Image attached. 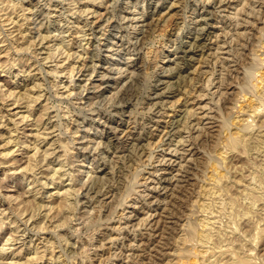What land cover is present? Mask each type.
I'll use <instances>...</instances> for the list:
<instances>
[{
  "label": "rangeland",
  "instance_id": "obj_1",
  "mask_svg": "<svg viewBox=\"0 0 264 264\" xmlns=\"http://www.w3.org/2000/svg\"><path fill=\"white\" fill-rule=\"evenodd\" d=\"M261 59L264 0H0V264H264Z\"/></svg>",
  "mask_w": 264,
  "mask_h": 264
},
{
  "label": "bare ground",
  "instance_id": "obj_2",
  "mask_svg": "<svg viewBox=\"0 0 264 264\" xmlns=\"http://www.w3.org/2000/svg\"><path fill=\"white\" fill-rule=\"evenodd\" d=\"M39 1H40V0H39ZM95 1H96V0H95ZM82 2H83V1H82ZM104 2H105V1H104ZM94 3H95V2H94ZM111 3H112V2H111ZM146 3H147V2H146ZM199 3H201V2H199ZM108 4H109V3H108ZM174 4H175V3H174ZM37 6H38V5H37ZM37 6H36V7H37ZM108 7H109V6H108ZM108 7H107V8H108ZM114 7H115V6H114ZM54 8H55V7H54ZM194 8H195V7H194ZM23 9H24V8H23ZM82 10H83V9H82ZM155 10H156V8H155ZM23 11H24V10H23ZM25 11H26V10H25ZM62 11H63V10H62ZM54 12H55V11H54ZM86 13H87V12H86ZM102 13H103V12H102ZM27 14H28V13H27ZM36 14H37V11H36ZM38 14H39V13H38ZM117 14H118V13H117ZM24 15H25V14H24ZM58 15H59V14H58ZM145 15H146V13H145ZM28 16H29V15H28ZM44 16H45V15H44ZM63 16H64V15H63ZM124 16H125V15H124ZM61 17H62V16H61ZM87 17H88V16H87ZM142 17H144V16L142 15ZM40 18H41V17H40ZM203 18H204V17H203ZM197 19H198V18H197ZM197 19H196V20H197ZM205 19H207V18H205ZM205 19H204V20H205ZM120 20H121V19H120ZM125 20H126V19H125ZM131 20H132V19H131ZM134 20H135V19H134ZM199 20H200V19H199ZM9 21H10V20H9ZM26 21H27V20H26ZM28 21H29V20H28ZM36 21H37V20H36ZM36 21H35V22H36ZM44 21H45V20H44ZM50 21H51V20H50ZM88 21H89V20H88ZM94 21H95V25H96V21H97V20L95 19ZM129 21H130V20H129ZM10 22H11V21H10ZM13 22H14V21H13ZM107 22H108V21H107ZM107 22H106V23H107ZM118 23H119V22H118ZM145 23H146V22H145ZM13 24H15V22H14ZM42 24H43V23H42ZM125 24H126V23H125ZM135 24H136V23H135ZM43 25H44V24H43ZM43 25H41V26H43ZM47 25H48V24H47ZM80 25H81V24H80ZM92 25H93V24H92ZM118 25H119V24H118ZM126 25H127V24H126ZM148 25H149V24H148ZM148 25H147V26H148ZM187 25H188V24H187ZM19 26H20V25H19ZM34 26H35V25H34ZM39 26H40V25H39ZM88 26H89V25H88ZM22 27H23V26H22ZM37 27H38V26H37ZM72 27H73V26H72ZM78 27H79V26H78ZM78 27H77V29H78ZM103 27H104V26H103ZM129 27H130V26H129ZM133 27H134V26H133ZM200 27H201V26H200ZM93 28H94V27H93ZM104 28H105V27H104ZM115 28H116V27H115ZM119 28H120V27H119ZM135 28H136V27H135ZM142 28H143V27H142ZM202 28H203V27H202ZM40 29H41V28H40ZM81 29H82V28H81ZM90 29H92V28H90ZM94 29H95V28H94ZM97 29H98V28H97ZM100 29L102 30V28H100ZM46 30H47V29H46ZM60 30H61V29H60ZM67 30H68V29H67ZM92 30H93V29H92ZM145 30H146V29H145ZM18 31H19V30H18ZM200 31H201V30H200ZM204 31H205V30H204ZM68 32H69V31H68ZM88 32H89V31H88ZM98 32H99V31H98ZM197 32H199V31H197ZM9 33H10V32H9ZM20 33H21V32H20ZM25 33H26V32H25ZM25 33H24V34H25ZM40 33H41V32H40ZM49 33H50V32H49ZM113 33H114V32H113ZM26 34H28V33H26ZM47 34H48V33H47ZM119 34H120V33H119ZM130 34H131V33H130ZM41 35H42V34H41ZM45 35H46V34H45ZM89 35H90V34H89ZM89 35H88V36H89ZM197 35H198V34H197ZM197 35H196V36H197ZM200 35H201V34H200ZM47 36H49V35H47ZM51 36H52V35H51ZM88 36H87V37H88ZM92 36H93V35H92ZM40 37H41V36H40ZM43 37H44V36H43ZM45 37H46V36H45ZM49 37H50V36H49ZM103 37H104V36H103ZM135 37H136V36H135ZM143 37H144V36H143ZM199 37H200V36H199ZM201 37H202V36H201ZM46 39H47V38H46ZM56 39H57V38H56ZM58 39H59V37H58ZM197 39H199V38H197ZM43 40H44V39H43ZM43 40H42V41H43ZM120 41H121V40H120ZM65 42H66V41H65ZM121 43H123V42H121ZM192 43H193V42H192ZM197 43H198V42H197ZM40 45H41V44H40ZM43 45H44V44H43ZM73 45H74V44H73ZM48 46H49V45H48ZM59 46H61V45H59ZM97 46H98V45H97ZM59 48H60V47H59ZM81 48H82V47H81ZM104 48H107V47H104ZM7 49H8V48H7ZM23 49H24V48H23ZM44 49H45V48H44ZM65 49H66V48H65ZM65 49H64V50H65ZM109 49H110V48H109ZM49 50H50V49H49ZM230 50H231V49H230ZM54 51H55V50H54ZM66 51H67V50H66ZM73 51H74V50H73ZM78 51H79V50H78ZM19 52H20V51H19ZM114 53H115V52H114ZM184 53H186V52H184ZM56 54H57V53H56ZM59 54H61V53H59ZM65 54H66V53H65ZM53 55H54V53H53ZM71 55H72V54H71ZM135 55H136V54H135ZM55 56H56V55H55ZM74 56H75V55H74ZM79 56H81V55H79ZM82 56H83V55H82ZM115 56H116V55H115ZM49 57H50V56H49ZM50 58H51V57H50ZM54 58H55V57H54ZM58 58H59V57H58ZM82 58H83V57H82ZM123 58H124V57H123ZM48 59H49V58H48ZM48 59H47V60H48ZM67 59H68V58H67ZM73 59H74V58H73ZM94 59H95V58H94ZM63 60H64V59H63ZM261 60H263L262 64L264 65V59H261ZM64 62H65V61H64ZM93 62H94V61H93ZM65 63H66V62H65ZM70 63H71V62H70ZM123 63H124V62H123ZM61 64H62V63H61ZM57 65H58V63H57ZM62 65H63V64H62ZM100 65H101V64H100ZM208 65H209V64H208ZM119 66H120V65H119ZM55 67H56V66H55ZM121 67H122V66H121ZM215 67H216V66H215ZM115 68H116V67H115ZM115 68H114V69H115ZM8 69H9V67H8ZM73 69H74V68H73ZM73 69H72V70H73ZM248 69H249V68H248ZM257 69H258V68H257ZM54 70H55V69H54ZM111 70H112V69H111ZM135 70H136V69H135ZM164 70H165V69H164ZM93 71H94V70H93ZM112 71H113V70H112ZM116 71H117V70H116ZM118 71H119V70H118ZM245 71H246V70H245ZM70 72H72V71H70ZM75 72H76V71H75ZM81 72H82V70H81ZM81 72H80V73H81ZM86 72H87V71H86ZM95 72H96V71H95ZM106 72H107V71H106ZM248 72H249V71H248ZM121 73H122V72H121ZM249 73H250V72H249ZM255 73H256V72H255ZM263 73H264L263 70H262V72L259 70V71H258V74H259L260 77L258 78V80H256V81H258V83L256 82V83H257L256 85H258V86H257V89H256V93H257L259 96H261L262 93H264V89L262 90V88H263V86H264V85H263V84H264V76H263ZM57 74H58V73H57ZM258 74H257V75H258ZM134 75H135V73H134ZM138 75H140V74H138ZM136 76H137V74H136ZM180 77H181V76H180ZM244 77H245V75H244ZM244 77H243V78H244ZM254 77L256 78V76H254ZM198 78H199V77H198ZM72 79H73V78H72ZM119 79H120V78H119ZM184 79H185V78H184ZM256 79H257V78H256ZM90 80H91V79H90ZM131 80H132V79H131ZM161 80H162V79H161ZM243 80H244V79H243ZM253 80H254V79H253ZM253 80H250V82H251V81L253 82ZM119 81H120V80H119ZM132 81H133V80H132ZM244 81H245V80H244ZM129 83H130V82H129ZM253 83H255V81H254ZM97 84H98V83H97ZM107 84H108V83H107ZM132 84H133V82H132ZM138 84H139V83H138ZM246 84H247V81H246ZM4 85H6V84H4ZM36 85H37V84H36ZM80 85H81V84H80ZM82 85H83V84H82ZM94 85H95V84H94ZM103 85H104V84H103ZM114 85H115V84H114ZM156 85H157V84H156ZM247 85H248V84H247ZM256 85H255V86H256ZM262 85H263V86H262ZM175 86H176V85H175ZM207 86H208V85H207ZM33 87H34V86H33ZM36 87H37V86H36ZM128 87H129V86H128ZM0 88H3L2 85H0ZM120 88H121V87H120ZM81 89H82V87H81ZM85 89H86V88H85ZM94 89H95V88H94ZM98 89H99V88H98ZM123 89H124V88H123ZM125 89L128 90L127 88H125ZM1 90H2V89H1ZM30 90H31V89H30ZM89 90H90V88H89ZM89 90H88V91H89ZM116 90H117V89H116ZM120 90H121V89H120ZM247 90H248V89H247ZM2 91H4V90H2ZM2 91H0V92H2ZM15 91H16V90H15ZM17 91H18V90H17ZM72 91H73V90H72ZM221 91H222V90H221ZM227 91H228V90H227ZM5 92H6V91H5ZM9 92H10V91H9ZM126 93H127V92H126ZM3 94H4V92H3ZM6 94H7V93H6ZM8 94H9V96H13V95H14V92L11 91V92L8 93ZM27 94H28V93H27ZM156 94H157V93H156ZM222 94H223V93H222ZM1 95H2V94H1ZM19 95H21V94H19ZM25 95H26V94H25ZM25 95H24V96H25ZM61 95H62V94H61ZM253 95H254V94H253ZM17 96H18V95H17ZM27 96H28V95H27ZM95 96H96V95H95ZM157 96H158V95H157ZM18 97H19V96H18ZM21 97H22V96H21ZM30 97H31V96H30ZM102 97H104V96H102ZM124 97H125V96H124ZM243 97H244V96H243ZM246 97H247V96H246ZM5 98H6V96H5ZM23 98H24V97H23ZM122 98H123V96H122ZM24 99H27V98H24ZM39 99H40V98H39ZM105 99H106V98H105ZM108 99H109V98H108ZM132 99H133V98H132ZM242 99H243V98H242ZM263 99H264V98H262V99H258V98H257L256 100H257V101H258V100H262V101H264ZM94 100H95V99H94ZM244 100L247 102L248 100H250V98L248 99V97H247V98H244ZM19 101H20V100H19ZM19 101H18V99H17V100H15V101H13V103H14L15 105L17 104V106H19V105H18V104H20ZM21 101H22V100H21ZM105 101H106V100H105ZM107 101H108V100H107ZM245 101H244V102H245ZM31 102H33V101H32V98H30L29 105L27 106V110H28V112H30V107H31V105H33V104H31ZM99 102H101V101H99ZM99 102H98V103H99ZM242 102H243V101H242ZM251 102H253V103L256 102L255 99L253 98V96H252V99L248 102L249 104H248V103H246V104H248V106H249V108H248L249 111H250V112H249V113H250L249 115H250L251 117H255V118H256V117L259 116L262 112H264V111H263V110H264V103H262V102H258V103H257V102H256V104H255V103H254V104H253V103L251 104ZM23 103H24V102H23ZM155 103H156V102H155ZM15 105H14V106H15ZM22 105H23V104H22ZM155 106H156V105H155ZM240 107H241V106H240ZM245 107H246V105H243L242 109L244 108V110H245V109H246ZM46 109H47V108H46ZM116 109H117V108H116ZM247 111H248V110H247ZM6 112H7V111H6ZM117 112H118V111H117ZM117 112H116V113H117ZM247 113H248V112H247ZM23 114H24V113H23ZM23 114H20V115H23ZM108 114H109V113H108ZM27 116H28V115H24V118H26ZM247 116H248V114H247ZM250 116H249L250 119H249V118H248V119H249V120H252ZM2 117H3V116H2ZM43 117H44V116H43ZM45 117H46V116H45ZM121 117H122V116H121ZM243 117H244V116H243ZM28 118H29V117H28ZM50 118H51V117H50ZM255 118H254V120H255ZM99 119H100V118H99ZM20 120H21V119H20ZM25 120H26V119H25ZM25 120H24V121H25ZM227 120H228V119H227ZM242 120H243V119H242ZM245 120H246V119H245ZM245 120H243V121H245ZM239 121H240V120H239ZM20 122H21V121H20ZM20 122H19V123H20ZM22 122H23V120H22ZM22 122H21V123H22ZM25 122H26V121H25ZM227 122H228V121H227ZM236 122H238V121H236ZM252 122H253V120H252ZM183 123H184V122H183ZM232 123L234 124V122H232ZM253 123H254V122H253ZM191 124H192V123H191ZM233 124H232V125H233ZM249 124H250V123H249ZM236 125H237V124H236ZM93 126H94V125H93ZM108 126H109V125H108ZM33 127H34V126H33ZM187 127H188V125H187ZM187 127H186V129H187ZM251 127H252V126H251ZM44 128H45V127H44ZM97 128H98V127H97ZM178 128H179V127H178ZM181 128H182V127H181ZM181 128H180V130H181ZM237 128H238L239 130H238V131H237V130L234 131V132H236V133L232 134V137L230 138L231 140L229 139V140H230V143H231L230 146H232V145L234 146V145H237V144L239 145L241 142H244L245 140H247L246 138H247V136H248L247 134H248V130H249V126H248V124H246L245 122H243V123H239L238 126H237ZM237 128H236V129H237ZM37 129H38V128H37ZM226 129L228 130V128H226ZM250 129H251V128H250ZM15 131H17V130H15ZM249 131H250V130H249ZM37 132H38V131H37ZM83 132H84V131H83ZM189 132H190V131H189ZM189 132H188V133H189ZM10 133H11V132H10ZM50 133H51V132H50ZM168 133H169V132H168ZM258 133H259V132H258ZM47 134H48V133H47ZM224 134H225V133H224ZM40 135H41V134H40ZM249 135H250V133H249ZM258 135H259V134H258ZM258 135H257V136H258ZM109 137H110V136H109ZM121 137H122V136H121ZM220 137H221V136H220ZM229 137H230V135H229ZM248 137H249V136H248ZM181 138H182V137H181ZM227 138H228V137H227ZM250 138H251V137H250ZM250 138H249V139H250ZM19 139H20V138H19ZM95 139H96V138H95ZM111 139H112V138H111ZM225 139H226V138H225ZM257 139H258V140H257ZM257 139H256V140L261 144V139H262V137L258 136ZM263 139H264V137H263ZM12 140H13V139H12ZM16 140H17V139H16ZM39 140H40V139H39ZM100 140H101V139H100ZM132 140H133V139H132ZM226 140H227V139H226ZM226 140H223V141H226ZM13 141H14V140H13ZM35 141H36V140H35ZM185 141H186V140H185ZM11 142H12V141H11ZM15 142H16V141H15ZM226 142L229 143L228 140H227ZM246 142H247V141H246ZM246 142H244V144H245ZM263 142H264V141H263ZM9 143H10V142H9ZM9 143H8V144H9ZM101 143H103V141H102ZM228 143H226V144H227L226 146H228ZM20 144H21V143H20ZM110 144H111V143H110ZM136 144H137V143H136ZM223 144H224V143H223ZM241 144H242V143H241ZM241 144H240V145H241ZM18 145H19V144H18ZM27 145H28V144H27ZM25 146H26V144H25ZM51 146H52V145H51ZM60 146H61V145H60ZM16 147H17V146H16ZM16 147H15V148H16ZM93 147H94V146H93ZM235 147H237V146H235ZM235 147H233V148L236 149ZM38 148H39V147H38ZM89 149H90V148H89ZM13 150H15V149H13ZM39 150H40V149H39ZM44 150H45V149H44ZM116 150H117V149H116ZM222 150H224V149H222ZM224 151H225V150H224ZM10 152H11V150H10ZM113 152H114V151H113ZM142 152H143V151H142ZM221 152H222V151H221ZM227 152H228V151H227ZM12 153H14V152L12 151ZM34 153H35V152H34ZM34 153H33V154H34ZM138 153H139V152H138ZM3 154H4V153H3ZM3 154H1V155H3ZM7 154H8V153H7ZM7 154H4V155H5V156H8ZM54 154H55V153H54ZM123 154H124V153H123ZM219 154H220V153H219ZM222 154H223V153H222ZM226 154H227V153H226ZM226 154H225V155H226ZM55 156H56V155H55ZM183 156H184V155H183ZM221 156H222V155H221ZM34 157H35V156H34ZM46 157H47V156H46ZM108 157H109V156H108ZM222 157H223V156H222ZM224 157H225V156H224ZM226 157H227V156H226ZM103 158H104V157H103ZM95 159H96V158H95ZM138 159H139V158H138ZM225 159H226V158H225ZM14 160H15V159H14ZM224 162H225V161H224ZM0 163H1V162H0ZM50 163H51V162H50ZM31 164H32V162H31ZM181 167H182V166H181ZM26 168H27V167H26ZM33 168H34V167H33ZM30 169H31V168H30ZM56 171H57V170H56ZM105 172H106V171H105ZM59 173H60V172H59ZM59 173H58V174H59ZM47 174H48V173H47ZM52 175H53V174H52ZM52 175H51V176H52ZM55 175H56V174H55ZM57 176H58V175H57ZM96 176H97V175H96ZM47 177L49 178L48 175H47ZM214 178H215V177H214ZM219 179H220V178H219ZM214 181H216V180L214 179ZM252 181H253V180H252ZM48 184H49V183H48ZM90 188H91V186H90ZM73 190H74V189H73ZM58 192H59V190H58ZM96 192H97V191H96ZM53 193H54V192H53ZM60 193H61V192H60ZM65 193H67V192H65ZM89 193H90V192H89ZM57 194H58V193H57ZM7 196H8V195H7ZM250 196H252V195H250ZM15 197L17 198V196H15ZM250 198H251V197H250ZM259 198H260V196H259ZM4 200H5V199H4ZM6 200H7V199H6ZM9 200H10V199H9ZM255 200H256V199H255ZM255 200H254V201H255ZM88 203H89V202H88ZM65 204H66V203H64V205H65ZM67 204H68V202H67ZM51 205H52V204H51ZM62 205H63V204H62ZM64 205L61 206V208L64 207ZM251 205H252V204H251ZM40 207H41V206H40ZM43 207H44V206H43ZM4 208H5V207H4ZM44 208H45V207H44ZM66 208H67V206H66ZM31 215H32V214H31ZM34 215H35V214H34ZM31 217H32V216H31ZM32 218H33V217H32ZM216 224H217L216 221H211V222H208V223H207V225H211V226H213V225L215 226ZM211 226H209V227H211ZM217 226H218V225H217ZM15 227H16V226H15ZM30 228H31V227H30ZM20 229H21V228H20ZM193 230H194V229H193ZM15 231H16V230H15ZM27 232H28V231H27ZM197 232H198V230H197ZM201 232H202V231H201ZM13 235H14V234H13ZM15 235H16V233H15ZM201 236H202V235H201ZM207 236H208V235H207ZM202 237H203V240H206V239H207L206 235H203ZM209 238H210V237H209ZM181 239H185V238H181ZM5 240H6V239H5ZM201 240H202V239H201ZM8 241H9V240H8ZM8 241H7V242H8ZM186 241H187V240H186ZM12 242H13V241H12ZM183 242L185 243V240H184ZM203 242L205 243V241H203ZM8 243H9V242H8ZM13 243H14V242H13ZM207 243H208V242H207ZM9 244H10V243H9ZM202 244H203V243H202ZM7 245H8V244H7ZM24 245H26V244H24ZM11 246H12V245H11ZM71 246H72V245H71ZM2 247H4V248H2ZM2 247L0 248V249H1L0 251H1V252L4 251V249H7V247L5 248V246H2ZM36 250H37V249H36ZM8 251H9V250H8ZM40 251H41V250H40ZM200 251H201V250H200ZM200 251H199V252H200ZM44 252H45V251H44ZM197 252H198V251H197ZM205 252H206V254H207V251H205ZM5 253H6V251H5ZM36 253H37V252H36ZM200 253H201V252H200ZM200 253H197L196 256H197L198 254H199V256H200ZM202 253H204V252H202ZM3 254H4V253H3ZM38 254H39V253H38ZM193 254H194V253H193ZM0 256H1V255H0ZM35 256H38V255H35ZM35 256H34V257H35ZM43 256H44V255H43ZM194 256H195V255H194ZM196 256H195V257H196ZM38 257L40 258V256H38ZM3 258H4V257H3ZM27 258H28V257H27ZM236 258H237V257H236ZM30 259H31V258H30ZM57 259H58V258H57ZM242 259H243V258H242ZM242 259H241V260H242ZM31 260L33 261L34 258H32ZM35 260H37V257H36ZM35 260H34V261H35ZM39 260H40V259H39ZM234 260H235V259H233V261H234ZM237 261H239V260H237ZM243 261H244V260H243ZM243 261H242V263H243ZM8 262H9V261H8ZM14 262H15V260H14ZM29 262H30V261H29ZM36 262H37V261H36ZM234 262H235V261H234ZM246 262H247V259H246ZM10 263H12V262H10ZM237 263H238V262H237ZM244 263H245V262H244ZM244 263H243V264H244ZM1 264H2V263H1ZM31 264H32V263H31ZM33 264H34V263H33ZM35 264H36V263H35ZM194 264H195V263H194ZM231 264H233V263L231 262Z\"/></svg>",
  "mask_w": 264,
  "mask_h": 264
}]
</instances>
